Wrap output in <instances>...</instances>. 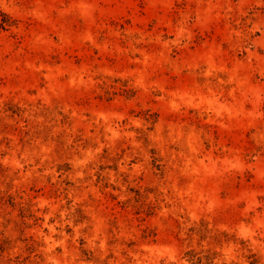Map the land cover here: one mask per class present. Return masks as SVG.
<instances>
[{"label": "rangeland", "instance_id": "obj_1", "mask_svg": "<svg viewBox=\"0 0 264 264\" xmlns=\"http://www.w3.org/2000/svg\"><path fill=\"white\" fill-rule=\"evenodd\" d=\"M0 264H264V0H0Z\"/></svg>", "mask_w": 264, "mask_h": 264}]
</instances>
